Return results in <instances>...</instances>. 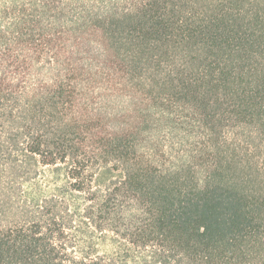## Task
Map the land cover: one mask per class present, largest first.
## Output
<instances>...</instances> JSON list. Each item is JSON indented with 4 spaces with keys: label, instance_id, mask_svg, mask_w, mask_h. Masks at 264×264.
I'll return each instance as SVG.
<instances>
[{
    "label": "trees",
    "instance_id": "obj_1",
    "mask_svg": "<svg viewBox=\"0 0 264 264\" xmlns=\"http://www.w3.org/2000/svg\"><path fill=\"white\" fill-rule=\"evenodd\" d=\"M33 158L67 181L0 185V264H264V0H0V180Z\"/></svg>",
    "mask_w": 264,
    "mask_h": 264
},
{
    "label": "rangeland",
    "instance_id": "obj_2",
    "mask_svg": "<svg viewBox=\"0 0 264 264\" xmlns=\"http://www.w3.org/2000/svg\"><path fill=\"white\" fill-rule=\"evenodd\" d=\"M67 166L43 165L36 158L13 162L9 164L8 172L1 174L0 185L16 205L26 200L43 199L62 191L67 181ZM25 171H30L29 176H26ZM122 175L121 169L114 162L100 163L87 174L92 185L102 189L108 188L113 180ZM73 232V241L82 253L112 256L132 250L140 255L128 241L110 229L97 228L90 218L79 217Z\"/></svg>",
    "mask_w": 264,
    "mask_h": 264
}]
</instances>
